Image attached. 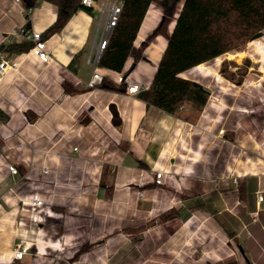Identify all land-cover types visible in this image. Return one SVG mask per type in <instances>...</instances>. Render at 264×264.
Instances as JSON below:
<instances>
[{
    "label": "crops",
    "instance_id": "crops-1",
    "mask_svg": "<svg viewBox=\"0 0 264 264\" xmlns=\"http://www.w3.org/2000/svg\"><path fill=\"white\" fill-rule=\"evenodd\" d=\"M156 1L135 41L140 59L133 51L118 72L95 60L100 0L52 33L56 3L0 0V48L18 63L0 85V264H264V91L248 85L262 83L261 61L239 84L207 62L183 72L210 90L202 109L173 114L120 90L121 73L149 88L168 45L162 34L145 44L163 19ZM23 26L42 32L48 63L31 41L1 44ZM97 70L113 89L92 84ZM160 170L172 174L165 184ZM35 194L53 211L47 246L16 259L46 221L25 211Z\"/></svg>",
    "mask_w": 264,
    "mask_h": 264
},
{
    "label": "trees",
    "instance_id": "trees-1",
    "mask_svg": "<svg viewBox=\"0 0 264 264\" xmlns=\"http://www.w3.org/2000/svg\"><path fill=\"white\" fill-rule=\"evenodd\" d=\"M59 7V17L49 33L62 29L67 19L77 10L92 12L93 7L81 0H49ZM122 12L113 28L99 65L122 72L135 49L141 25L155 0H121ZM181 0H160L164 19L146 38L145 44L162 34L167 36L168 45L159 63L149 88L139 92L148 104L176 114L190 103L202 109L210 96V90L200 82L185 78L182 73L208 62L227 52L238 50L249 42L264 36V0H184L172 32L164 26L165 19L175 17L177 4ZM29 7L38 0H26ZM136 60L142 52L134 51ZM101 84L113 89L103 79ZM121 82L120 90H126ZM114 122L121 119L114 111Z\"/></svg>",
    "mask_w": 264,
    "mask_h": 264
},
{
    "label": "built area",
    "instance_id": "built-area-1",
    "mask_svg": "<svg viewBox=\"0 0 264 264\" xmlns=\"http://www.w3.org/2000/svg\"><path fill=\"white\" fill-rule=\"evenodd\" d=\"M18 1V0H17ZM95 0H81V2L85 5L92 6ZM102 16H106V25L104 36L99 44L98 51L95 56V60L99 62L100 57L107 46L108 39L113 28L117 25V22L120 18L122 12V4H118L115 0H102ZM23 38L25 40L33 42L32 52L38 56L40 60L43 62H49L51 60V54L48 49L47 41L43 39L42 32L37 30H31L26 26L14 29L8 34L2 36V45L8 46L13 44L16 40ZM18 67V63L16 61L11 60L5 53L4 49L0 48V85L5 78L6 74L10 70V68L16 69ZM102 75L97 70L94 73L92 84H98L102 82ZM119 82L125 81L127 86L126 90L129 94H138L144 87L145 84L141 81L132 79L129 75L125 73H121L119 78ZM225 129L222 128L219 130V133H224ZM78 148L76 147L75 150ZM9 171L11 173L17 174L18 168L15 165L8 166ZM49 168H44V172H49ZM171 176L172 174H168L164 170H160L156 173L155 181L157 184H165L166 176ZM262 198V196H259ZM26 203V202H25ZM28 207L25 211L29 212L30 218L35 222H41L46 220V216H51L53 214L52 208L45 203V201L38 195L35 194L32 198L26 203ZM31 247L28 243H21L18 245L15 258L23 259L26 254H28Z\"/></svg>",
    "mask_w": 264,
    "mask_h": 264
},
{
    "label": "rangeland",
    "instance_id": "rangeland-1",
    "mask_svg": "<svg viewBox=\"0 0 264 264\" xmlns=\"http://www.w3.org/2000/svg\"><path fill=\"white\" fill-rule=\"evenodd\" d=\"M100 0V4L103 3V1ZM184 3V0H181L177 4V9H176V14L175 17L172 18H167L165 19V24L164 26L168 31H170L173 28L175 18L182 7ZM155 5H160V0H157ZM162 12H163V19H164V10L163 7L161 6ZM162 19V21H163ZM160 22V24L162 23ZM159 24V25H160ZM254 59H260L259 66L261 69H264V36L255 39L251 42H249L246 46L235 50L231 52H227L215 59H212L207 62V66L211 65L213 67H217L218 73H221L222 75L226 76L227 78H230L235 82V84H239V82L245 77L248 73H251L255 76L261 74L258 72L257 65L254 61ZM251 66H254V69H250ZM250 70H252L250 72ZM249 86H256L258 89L264 91V79L262 83L260 81L258 82H253L249 83ZM252 89V88H248ZM56 215L61 216V213H56ZM43 224V225H42ZM37 223L35 226V231L32 235L35 236V245H30L31 249L30 251L34 253L43 251V245L47 246V242H43V236L47 237V219L43 223ZM38 249V250H37ZM47 252V249H46Z\"/></svg>",
    "mask_w": 264,
    "mask_h": 264
}]
</instances>
